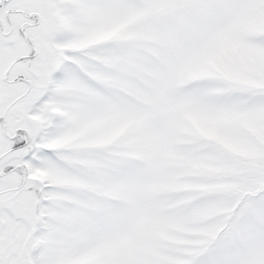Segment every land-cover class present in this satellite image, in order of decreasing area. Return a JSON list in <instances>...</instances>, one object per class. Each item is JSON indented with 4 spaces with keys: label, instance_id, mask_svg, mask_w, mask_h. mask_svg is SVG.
Instances as JSON below:
<instances>
[{
    "label": "snow or ice",
    "instance_id": "1",
    "mask_svg": "<svg viewBox=\"0 0 264 264\" xmlns=\"http://www.w3.org/2000/svg\"><path fill=\"white\" fill-rule=\"evenodd\" d=\"M0 264H264V0H0Z\"/></svg>",
    "mask_w": 264,
    "mask_h": 264
}]
</instances>
